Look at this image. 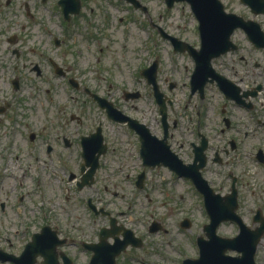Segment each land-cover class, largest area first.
Segmentation results:
<instances>
[{
	"label": "rangeland",
	"instance_id": "374dc122",
	"mask_svg": "<svg viewBox=\"0 0 264 264\" xmlns=\"http://www.w3.org/2000/svg\"><path fill=\"white\" fill-rule=\"evenodd\" d=\"M138 1L145 5V11L135 8L126 0H87L80 13L65 27L71 36V46L77 44L76 48L69 49L75 53L74 57L79 62L75 64L79 68L73 69V72L81 76L83 74L82 80L86 86L115 100L118 109L145 123L152 133L161 137V118L152 86L140 72L155 60L158 88L170 101L166 103V120L169 123L167 133L172 147L177 146L174 143L176 138L185 140L189 132L196 130V116L205 125L201 129L215 136V129L210 128L218 125V116L223 106L220 91L213 83L204 89V99L195 95L191 97L188 84L194 61L186 52L172 51L169 39L162 37L159 32V28H162L164 32L198 46L197 20L189 5L178 2L167 8L164 0ZM222 2H227L226 7L231 12L240 14L244 10L239 0ZM6 10L13 11L14 8L9 6ZM220 60L229 64L230 56ZM263 60L264 51L254 50L247 62L238 65L244 83L250 84L253 79L264 83ZM254 62H261V67L255 66ZM170 84H173L172 88H169ZM125 92L138 93V96L125 97ZM78 97L90 104L87 97ZM89 104H86V112L92 119L103 122L110 146L99 157L94 181L80 189L76 186L83 161L80 146L77 150L75 146L71 149L67 165L63 170L54 171L55 177L26 164L24 168L16 165L12 169H4L2 174L6 181L9 179L6 189L15 184L13 193L26 194L16 212H6L5 222L23 221L20 228L23 230L24 222H28L35 213L38 226L42 221L41 209L46 208L47 220L58 230H96L106 219L94 216L87 205L90 199L97 206L107 207L113 216L132 230H142L145 244L142 249L133 252L139 256V260L129 264H182L185 257L196 258L199 253L196 237L205 238L203 226L208 222L201 195L188 181L178 178L168 168L143 166L134 136H130L122 125H105L103 113L95 105H92L93 111L90 112V106L87 107ZM226 109L227 113L238 116L244 122L243 129L252 134L248 109L234 104L226 105ZM183 149L186 151L185 147ZM247 150L245 153L248 154L244 155L243 161L251 166L252 175L253 160ZM183 156L186 157V154L183 153ZM240 164H243L241 160ZM141 171L144 172V185L138 187L135 181ZM71 173L74 174L72 179ZM255 187L256 183L250 179L241 188L242 201L247 207L262 202L257 194L264 200V193L250 192ZM184 218L190 220L189 227L180 225ZM244 220L251 224L249 216ZM153 225L158 228L148 232ZM237 231V225L230 221L221 222L216 229L218 235L225 237L233 236ZM262 245L256 249L255 264H264Z\"/></svg>",
	"mask_w": 264,
	"mask_h": 264
},
{
	"label": "flooded vegetation",
	"instance_id": "af4514ba",
	"mask_svg": "<svg viewBox=\"0 0 264 264\" xmlns=\"http://www.w3.org/2000/svg\"><path fill=\"white\" fill-rule=\"evenodd\" d=\"M239 1L244 10L236 14L243 21L258 23L264 32V11L256 13L250 4ZM86 2L80 0L81 9ZM223 4L225 10L231 12L226 7L227 2ZM4 5L0 0V264H129L138 261L139 256L133 252L145 244L142 230H132L113 216L107 207L97 206L90 199L87 205L94 216L106 219L96 230H58L47 220L46 208L41 209L42 221L38 226L35 213L28 222H24L23 230H20L23 221L5 222L6 212H16L26 194L13 193L15 184L6 189L9 179L6 181L2 174L4 169H12L16 165L24 168L26 164L54 175V171L63 170L67 165L71 149L74 146L75 149L78 146L82 148V139L95 132L100 135L101 141H96V144L105 150L103 154L109 150L103 122L91 118L86 112V104L89 103L79 95L87 97L90 112L95 105L103 113L105 125H122L130 136H134L137 145L139 140L127 123L108 119L91 93H96L113 106L116 105L115 100L86 86L83 74L73 72L79 68L75 65L79 62L69 49L76 48L77 44L71 46V36L65 27L75 19V15L65 19L60 0H4ZM9 6L14 10L7 11ZM230 38L233 48L213 57L211 64L232 82L231 89L237 99L227 97L228 92H220L223 106L218 125L210 128L215 129V136L201 129L203 124L196 116L198 126L185 140L176 138L174 143L177 146L172 147L167 135L166 142L185 164H199L195 152H200L204 161L199 168L201 176L220 198L235 196L236 202L231 206L245 223L244 218L249 216L251 224H246L254 229L261 223L260 219L264 220V200L257 194L262 202L254 207L245 206L241 188L252 179L256 187L250 192L264 193V83L255 82V79L250 84L244 83L238 65L247 62L252 51H264V45H256L241 26L232 31ZM257 42L261 44L259 39ZM225 56H230L229 64L221 62ZM262 62L264 64V60ZM254 65L261 67V62H254ZM212 84L210 82L207 86ZM172 87L170 84L169 88ZM193 95L204 99L197 92L191 93V97ZM228 104L248 109L252 134L243 129L244 122L238 116L227 113ZM246 150L253 160L252 175L251 166L243 161L244 155L248 154ZM82 165L81 162L80 177L86 171ZM184 180L192 184L191 180ZM140 183L142 187L144 177ZM47 225L56 230H41ZM154 228H158L157 225Z\"/></svg>",
	"mask_w": 264,
	"mask_h": 264
},
{
	"label": "water",
	"instance_id": "95a60500",
	"mask_svg": "<svg viewBox=\"0 0 264 264\" xmlns=\"http://www.w3.org/2000/svg\"><path fill=\"white\" fill-rule=\"evenodd\" d=\"M128 1L132 2L135 6L139 5L136 0ZM175 1H187L198 20L200 36L199 49H195L179 41L177 38L163 33L165 37H168L172 41L175 50L187 49L194 59L195 65L190 79L191 93L198 90L202 94L204 84L208 80L213 81L215 79L220 89L228 92L229 97L237 99V96H235L234 91L231 89L232 83L212 69L210 60L212 57L232 48L230 34L239 26L246 29L250 39L256 41L258 46L264 45V33L259 25L251 21H243L235 13L225 12L220 0H165L168 7L172 6ZM242 1L250 4L252 10L256 13L264 11V0ZM60 2L66 15L69 12H78V0H60ZM258 39L261 41V44L257 42ZM155 72L156 63L142 70L148 82L153 84L154 96L160 105V113L165 126V105L161 97L162 94L156 86ZM100 104L107 107L106 112L110 118L122 122L128 121L129 125L139 134L141 141L140 154L144 164L152 166L155 164L167 165L177 174L189 177L203 194L204 205L210 218V221L204 226L208 239H204L201 236L198 237L199 257L195 259H184L182 264H254V251L258 239L264 231V222L255 229L248 228L233 211L234 206L231 205L235 202V196L224 197L222 199L212 192L206 180L201 177L198 171L204 163L202 154L198 151L195 152V159L200 160L199 164L184 165L170 152L165 142L166 131L163 139L156 140L143 124L137 123L136 120L122 114L121 111L115 109L106 101L100 100ZM82 142V155L85 159V164L90 166L86 177H91L97 166L98 156L104 149L99 148V145L96 144L95 135L90 138L86 137ZM141 180L142 173L138 175L137 183L141 184ZM225 220H233L238 223L239 232L234 237H223L216 233L218 224ZM181 224L188 226L189 221L183 220ZM45 229L50 230L49 227H45ZM228 249L235 250L240 254L235 256L227 254L226 250Z\"/></svg>",
	"mask_w": 264,
	"mask_h": 264
}]
</instances>
